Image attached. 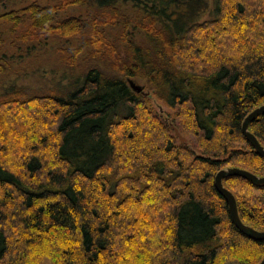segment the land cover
Instances as JSON below:
<instances>
[{"label":"trees","instance_id":"trees-1","mask_svg":"<svg viewBox=\"0 0 264 264\" xmlns=\"http://www.w3.org/2000/svg\"><path fill=\"white\" fill-rule=\"evenodd\" d=\"M70 8L85 15L59 17ZM209 11L207 0H32L0 12V264H30L29 251L41 264L50 248L58 264H112L116 236L129 222L121 208L150 193L162 200L167 227L147 264H218L242 245L245 255L221 264H254L250 252L264 258V241L234 227L213 185V171L241 153L251 173L264 170L241 134L245 116L264 104V0H214L215 19L201 22ZM206 22L209 46L228 39L236 57L206 55L205 43L193 44ZM106 28L114 31L109 42ZM52 39L78 44L58 51L54 63L46 50L25 66L5 60L8 48ZM113 43L116 56H94L96 45L106 55ZM46 73L57 78L54 86H28ZM127 78L144 81L169 108L188 106L203 153L227 159L200 158L206 169L188 178L170 140L142 150L129 124L146 99ZM249 130L264 145V115ZM10 153L18 164L5 165ZM228 180L260 192L253 201L235 198L241 221L259 230L264 187L239 177L223 185Z\"/></svg>","mask_w":264,"mask_h":264},{"label":"rangeland","instance_id":"rangeland-1","mask_svg":"<svg viewBox=\"0 0 264 264\" xmlns=\"http://www.w3.org/2000/svg\"><path fill=\"white\" fill-rule=\"evenodd\" d=\"M31 1L32 0H0V12L2 10H5L6 7L7 9L9 7H12V5L20 7ZM230 1L233 2L238 0ZM207 3L210 7V11L201 18L203 19L201 22H211V20L215 19V16H213L211 13L212 9L214 8V0H207ZM250 3L252 2L247 1L244 4L248 5ZM81 15H85V13L80 11L79 9L70 8L67 13H62L59 15V17H79ZM206 27V32H199V34L193 35V44L205 43L203 46L206 55H215L218 51H220L221 54H224V56H237L235 50L230 48V42H228V39H225L224 41L217 40V46L215 48L209 46V44L205 40L211 30V28H208L211 27V24L209 25V23H207ZM104 34L106 35L105 37L108 38L104 39L109 42L110 40H112L109 38V35H114V31L112 29L106 28L104 30ZM250 39L252 40L253 38L250 37ZM77 44L78 41L73 39H70L68 43L64 42L63 40L52 39L47 40L40 45H37L36 47H23L20 50L15 48H8L5 60L10 64L14 63L19 66H25L27 65V63L33 61V56H35L36 54H40L42 53V51L46 50L48 56H52L53 58H51V62H55V59L57 60V58L61 55V52L58 51L63 50V48L75 49V46ZM112 45L114 46V48H111V52L106 53V55H101V47L99 45H96V55L94 56H99L100 58L101 56H116V45L114 43L111 44V46ZM190 60H192L190 62L194 66H198V61L193 58ZM55 72L57 73L56 76H58V74H60L62 70L59 67H55ZM50 74L51 73H46L44 77H41L37 74V76L35 77V81L31 82V84H29L28 86L32 88L54 86L55 82H57V78ZM128 80L133 81L134 84L142 88V92L137 94L146 99L144 108L141 107L138 112L137 121L129 124V127H133V129L136 131L135 133L140 139L139 141L141 142L142 150L146 148L155 149V147H158L159 141H162L164 139L165 141L167 139L170 140L175 149L178 151L180 158L184 160L186 166V176H188V178L193 177L199 174V172H202L206 169L207 164L202 162L200 158H210V160L227 159L228 155L214 157L212 155H206L203 153L199 133L193 127L188 106L169 108L162 100L155 96L152 90L148 89L144 81L138 78H127V81ZM16 125H18V128L19 126H21L19 122H17ZM145 125H149L154 134L148 133L144 128ZM161 130L164 131L161 132ZM175 130L178 135H176ZM3 131L4 129H2L0 132ZM5 143H8L10 146H14V139H8L7 141H5ZM29 143L31 142L25 141V144ZM115 143L116 145H118V149H125V147H122L120 145L121 143L118 137L115 139ZM242 150L243 153L244 151H246L243 148ZM230 152L231 151L229 150L228 153ZM16 156L17 154H7L5 165L9 163L11 165L18 164V161L14 159V157ZM252 164L253 166L256 165V163ZM250 165L251 163L249 162V156L241 153L240 155L235 156L231 161H226L225 164L221 165V167L213 172L215 174L219 171V169L221 170L229 167H237L254 172L252 168H250ZM258 176H264V170L261 173H258ZM224 185L230 192L233 193L236 199L247 198L250 199V201H253L254 198L256 200V197L260 194V192L258 193L257 191H252L251 189H249V192L246 193L243 189H241L240 185L235 180H228L224 182ZM121 211L127 215V218H129V222L126 223L123 229V236H116V241L119 243V247L118 249H114L111 251V263L147 264L154 258L155 254L157 255L153 247L163 242L162 230H166L167 227L165 223V210L162 200L159 198V195H157V193H150L145 195L141 203L138 205L134 201H129L121 208ZM257 229L264 230V226L258 227ZM63 236L64 238H62L61 240L66 244L71 241L70 237L66 233H63ZM125 237L129 238L132 242L127 243ZM50 241L54 242L53 239H51ZM243 248L245 250L244 245H242V247L236 252L231 253L233 259L239 258L240 256L246 254V251H244ZM52 249L53 248L47 249L46 253L49 251L48 254L50 255V258L48 260H45L41 264H58L57 258L54 257L56 252L54 251V249ZM139 252L142 253L141 256L140 254H138ZM261 253L262 252L254 254L250 252V254L248 253V255H250L252 259H254V264H259V262L263 259L261 257ZM29 254L30 256L28 257V260L31 261L30 264H38L36 258H38V256L40 255L35 254V252L32 251H29ZM35 256L37 257L35 258ZM232 257H229V255L222 253V255L219 257L218 264H221V262L226 263L233 261V259H231Z\"/></svg>","mask_w":264,"mask_h":264},{"label":"water","instance_id":"water-1","mask_svg":"<svg viewBox=\"0 0 264 264\" xmlns=\"http://www.w3.org/2000/svg\"><path fill=\"white\" fill-rule=\"evenodd\" d=\"M128 85L131 90L135 93H141L142 88L134 84L133 81L128 80ZM264 115V104L253 109L248 113L242 124H241V134L243 138L249 143L253 151L259 155L264 160V145L257 139V137L250 132L249 126L252 122L257 120L260 116ZM176 132V130H175ZM176 135L178 133L176 132ZM229 177H239L248 182H250L254 187L263 188L264 187V176H257L250 171L237 168L229 167L219 170L213 180V185L216 192L225 200L228 208L229 218L234 225V227L242 233L244 236L252 239L254 241L262 242L264 241V230H256L246 224H244L237 211L235 197L224 185L223 180ZM259 264H264V258Z\"/></svg>","mask_w":264,"mask_h":264}]
</instances>
